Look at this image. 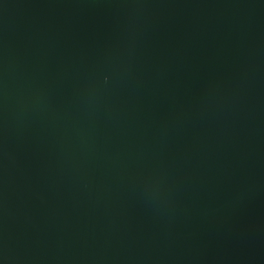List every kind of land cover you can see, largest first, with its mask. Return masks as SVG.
<instances>
[{
    "label": "water",
    "instance_id": "water-1",
    "mask_svg": "<svg viewBox=\"0 0 264 264\" xmlns=\"http://www.w3.org/2000/svg\"><path fill=\"white\" fill-rule=\"evenodd\" d=\"M0 264H264V0H0Z\"/></svg>",
    "mask_w": 264,
    "mask_h": 264
}]
</instances>
